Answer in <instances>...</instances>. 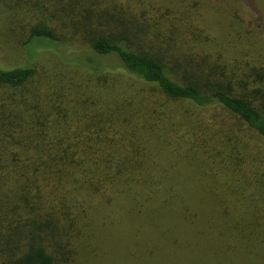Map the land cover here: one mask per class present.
I'll list each match as a JSON object with an SVG mask.
<instances>
[{
    "label": "trees",
    "instance_id": "trees-1",
    "mask_svg": "<svg viewBox=\"0 0 264 264\" xmlns=\"http://www.w3.org/2000/svg\"><path fill=\"white\" fill-rule=\"evenodd\" d=\"M209 5L0 0L21 62L0 65V264H133L111 238L132 224L177 228L198 264H264V58Z\"/></svg>",
    "mask_w": 264,
    "mask_h": 264
},
{
    "label": "rangeland",
    "instance_id": "rangeland-1",
    "mask_svg": "<svg viewBox=\"0 0 264 264\" xmlns=\"http://www.w3.org/2000/svg\"><path fill=\"white\" fill-rule=\"evenodd\" d=\"M231 4H229V0L223 1V0H209L210 7L214 8L213 11H218L220 16L228 20V26L231 29V32H237L241 38L239 40L242 42L244 49L247 50L250 54H254L256 56L255 51L259 52L260 55L264 58V38L261 36L260 38H255V36H258L256 33L250 35V32H252L251 23L249 21H245V14L248 12V9H250V1L249 0H230ZM225 6L229 7L230 10H228ZM256 16V22H257V14ZM218 17V18H219ZM219 21L221 19L219 18ZM4 24L7 25L8 30L10 29L9 23L6 21ZM258 24V22H257ZM3 25L0 22V26ZM264 24H262L263 26ZM2 33H6L3 29V26L0 27ZM260 31V30H258ZM230 32V33H231ZM11 33L12 34H22L19 31H14V28L11 26ZM228 31L225 32L226 35H230ZM242 47V48H243ZM50 51H44V50H38L36 52V55L38 54L42 58L44 54ZM7 56H0V65L5 67L15 66L21 64V62H17L13 58H4ZM253 59V56L250 57ZM23 61V59H22ZM114 219H117L120 223L121 228L124 226L131 225V219L128 221V216H121L120 212H117V214H114ZM122 224V225H121ZM135 225H131L129 228V231L127 234L112 236L113 243L118 247L122 244H128L130 246H137L139 245L137 249V253L141 255V258L137 261H133V264H198L196 262H192L190 259V256L192 254L191 250L185 249L184 247L186 244H184L185 240L188 242L190 241L189 236L185 235L184 237H181L182 234L180 231H178L177 228L170 229L168 232L163 229H155L151 226L145 225V232L143 237L139 236V239L135 235V229L133 228ZM134 229V230H133ZM124 230V228H123ZM110 232L112 230H109ZM102 232V233H101ZM99 232V235L102 237L104 235V230H101ZM168 234V236H167ZM106 236V235H104ZM176 236V237H175ZM178 240V244L180 247L178 249L169 247V239L173 238ZM103 238V237H102ZM179 238V239H178ZM104 239V238H103ZM108 239V238H107ZM105 240V239H104ZM134 246V247H135ZM149 247L154 248V254L151 255L148 252ZM157 250H156V248ZM131 251V255H133ZM210 258V257H209ZM211 259V258H210ZM212 261V260H211ZM213 262V261H212Z\"/></svg>",
    "mask_w": 264,
    "mask_h": 264
}]
</instances>
